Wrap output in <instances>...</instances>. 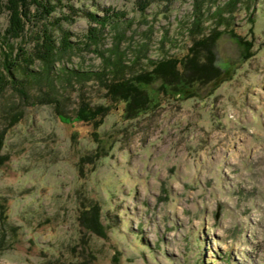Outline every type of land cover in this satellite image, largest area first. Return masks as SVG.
I'll list each match as a JSON object with an SVG mask.
<instances>
[{"label": "rangeland", "instance_id": "obj_1", "mask_svg": "<svg viewBox=\"0 0 264 264\" xmlns=\"http://www.w3.org/2000/svg\"><path fill=\"white\" fill-rule=\"evenodd\" d=\"M61 2L121 18L86 46L97 24L59 4L52 20H73L53 32L79 45L54 63L60 103L45 102L44 78L29 98L13 86L0 94V264H264V0ZM198 17L206 33L223 31L217 75L167 83L148 58L183 62ZM9 19L0 0V73ZM26 29L10 39L13 59L40 36ZM118 45L127 77L153 73L138 82L151 110L137 116L108 87L105 58Z\"/></svg>", "mask_w": 264, "mask_h": 264}, {"label": "trees", "instance_id": "obj_2", "mask_svg": "<svg viewBox=\"0 0 264 264\" xmlns=\"http://www.w3.org/2000/svg\"><path fill=\"white\" fill-rule=\"evenodd\" d=\"M3 1V0H2ZM234 2V0H231ZM151 2V1H150ZM147 1L144 5H140L141 10L146 8V5L150 3ZM59 4H63L65 7H69L74 15L85 14L90 21L95 22L97 25H91L87 34L86 46L97 44L101 40L100 29L106 28V26H116L120 22V16L116 12H111L110 9L105 8L103 15H98L94 11H83L82 9H76L72 3L68 2L64 4L61 0H5V7L9 11L10 19L8 27L4 34V42L8 45L9 50L5 51L3 67L6 69V73L2 71L0 73V94L8 86H13L20 91L21 95L29 98L31 96L30 90L35 86L36 82L44 78L46 86V97H43L45 102L60 103L59 97L50 91L57 92L58 80L61 78L60 72L54 70V63L62 56L70 53L79 48L78 43L70 39V32L61 29L60 36H57L52 29L55 23H59V20H73L70 16L62 15L61 18H53L52 13L57 9ZM221 16V11H218ZM40 18V19H39ZM223 18V17H222ZM28 25L33 28L39 29L40 36L36 38V44L32 49L25 50L20 44L17 48V56L23 55L24 60L19 61L13 59L12 53L14 50V44L10 39L22 38L26 35V27ZM198 34L193 36V44L190 49V54L178 63L171 57H163L160 59L148 58V67H153L154 74L161 76L165 82L172 83L175 81L189 80L203 81L205 78L211 80L216 77L218 72L217 67L213 66L214 55L211 52L215 38L219 37L223 32L218 26L206 33L202 29L200 17L196 18L193 26ZM236 35L235 33H233ZM122 35V34H121ZM249 46V43H247ZM202 46V47H201ZM210 47V48H208ZM202 48H208L206 52V61H202L203 50ZM201 52V53H200ZM110 57H106L107 66L112 73L110 78V84L108 87L113 90H119L121 92L120 98L127 102V107L133 116L141 114V112H148L151 110L149 104L148 93L145 89L138 85V82H149L151 76L148 71L141 74H134L131 77H127L126 72L129 64L126 63V53L121 51L118 46H115ZM32 56V57H31ZM34 57L41 59L45 67L41 71L32 70L29 68L30 64H33ZM211 60V61H210ZM209 62V63H208ZM16 69L14 70V68ZM214 69L215 73H210V70ZM146 71V69H144ZM77 76L87 77L91 73L75 71ZM149 73V74H148ZM153 74V73H152ZM151 74V75H152ZM134 80V81H132ZM61 85V84H60ZM63 120L70 121L72 118L63 113L61 116ZM84 118L78 116V119ZM76 120V118H75ZM4 143V132H0V166L6 161L7 156L2 153V147ZM103 234H105L104 227L102 226Z\"/></svg>", "mask_w": 264, "mask_h": 264}]
</instances>
